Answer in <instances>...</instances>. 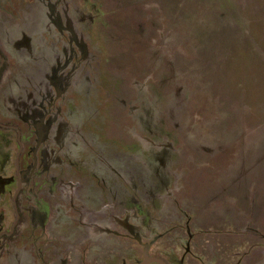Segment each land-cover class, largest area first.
Wrapping results in <instances>:
<instances>
[{
  "label": "rangeland",
  "instance_id": "obj_1",
  "mask_svg": "<svg viewBox=\"0 0 264 264\" xmlns=\"http://www.w3.org/2000/svg\"><path fill=\"white\" fill-rule=\"evenodd\" d=\"M74 4L94 62L50 121L49 219L25 209L32 227L46 226L51 261L137 264L142 248L112 235L130 229L172 264H264L261 249L235 254L239 239L259 237L253 227L264 236V0ZM0 5L14 61L0 110L25 114L40 105L55 38L37 0ZM3 134L0 163L14 151V134ZM58 171L88 179L72 187L54 180ZM8 263L36 262L26 248Z\"/></svg>",
  "mask_w": 264,
  "mask_h": 264
},
{
  "label": "flooded vegetation",
  "instance_id": "obj_2",
  "mask_svg": "<svg viewBox=\"0 0 264 264\" xmlns=\"http://www.w3.org/2000/svg\"><path fill=\"white\" fill-rule=\"evenodd\" d=\"M37 5L42 12L44 26L54 35L55 50L52 55V63L48 68V82L45 83V89L36 95L37 104L40 102V105L34 107L35 102L29 112L25 114L21 111L8 115L0 110V132H10L15 136L14 151L8 147L10 153H7V156L4 153L6 159L4 158L0 163V264H9V257L14 250L22 249L24 251L26 248L31 251L35 264H38V258L42 264H57V260L51 261L50 258L54 252L50 249L52 240L48 236L46 226L32 227L30 214L25 209L26 205L35 206L48 214L49 219L51 202L46 198H41V194L44 193L43 189L51 179L50 174H46L42 168V152L51 136L50 121L54 117L60 116L70 99L75 83L86 70L92 68L94 62L89 41L80 33L79 25L74 18V0H37ZM0 10H4L1 5ZM2 41L0 37V87L4 85L7 68L12 63L14 64L9 50L6 49L5 43ZM3 133H0V138L6 140ZM7 162L12 165L10 173L6 170ZM75 174L76 177H72V175L67 176L58 171L54 180L75 187V183L79 184L88 179L85 172ZM84 175L87 177H83ZM55 185V183L52 184V187H56ZM229 225L233 235L236 234L233 225ZM253 228L259 233V237L256 238V241L247 240L246 236L239 239V241H243V245L235 253L236 255H242L241 250H246V246H250L251 251L256 249L264 251V236L260 234L259 228ZM124 231V233L112 232V235L128 243H137L140 249L142 248L137 264L143 262L146 246L150 258L167 264L156 255L163 256L169 264H172L165 255L153 251V245L145 238L134 234L130 229ZM201 235H205V233ZM233 235L223 238L232 242L235 240ZM252 235L257 237V234ZM244 253H248V251ZM40 256H45V258ZM65 256L63 254L61 260L64 262L62 264H66ZM73 262L75 264H93V262L88 263L87 258L81 260L78 256Z\"/></svg>",
  "mask_w": 264,
  "mask_h": 264
},
{
  "label": "water",
  "instance_id": "obj_3",
  "mask_svg": "<svg viewBox=\"0 0 264 264\" xmlns=\"http://www.w3.org/2000/svg\"><path fill=\"white\" fill-rule=\"evenodd\" d=\"M150 263H159V264H164L162 261L154 259V258H150L148 256V247H145V252H144V260L142 263L140 264H150Z\"/></svg>",
  "mask_w": 264,
  "mask_h": 264
}]
</instances>
